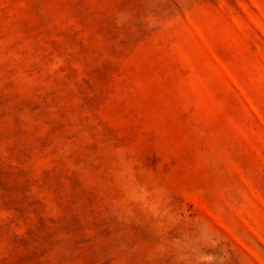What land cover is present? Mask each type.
<instances>
[{
	"label": "rangeland",
	"instance_id": "obj_1",
	"mask_svg": "<svg viewBox=\"0 0 264 264\" xmlns=\"http://www.w3.org/2000/svg\"><path fill=\"white\" fill-rule=\"evenodd\" d=\"M0 264H264V0H0Z\"/></svg>",
	"mask_w": 264,
	"mask_h": 264
}]
</instances>
